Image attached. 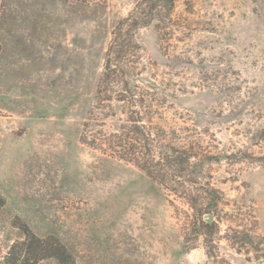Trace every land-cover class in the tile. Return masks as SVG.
Instances as JSON below:
<instances>
[{"label": "rangeland", "instance_id": "1", "mask_svg": "<svg viewBox=\"0 0 264 264\" xmlns=\"http://www.w3.org/2000/svg\"><path fill=\"white\" fill-rule=\"evenodd\" d=\"M137 1L0 0V264L24 238L17 223L59 238L76 264H208L202 238L185 248L184 202L79 141L91 116L110 132L122 123L118 105L112 116L94 97L112 31ZM175 19L170 45L154 24L137 41L181 89L175 126L205 132L222 156L210 169L225 195L221 236H264V0H176ZM217 244L232 264H264Z\"/></svg>", "mask_w": 264, "mask_h": 264}, {"label": "trees", "instance_id": "2", "mask_svg": "<svg viewBox=\"0 0 264 264\" xmlns=\"http://www.w3.org/2000/svg\"><path fill=\"white\" fill-rule=\"evenodd\" d=\"M175 10L176 0H138L128 16L114 27L94 107L108 109L115 116L114 105H118L122 123L117 131L110 132L91 116L83 124L79 141L143 171L164 190L175 208L176 199L184 202L189 221L185 226V248L195 249L202 238L208 264H232L220 252V237L238 253L264 261V236L255 228H228L221 236L219 219L222 205H226L225 195L215 187L210 169L222 156L212 151L205 132L194 126H175L178 113L171 111L175 107L172 99L181 89L175 84L173 73L158 79L156 64L146 59L137 41L139 31L154 24L161 43L170 45L178 30ZM149 68L153 70L151 81L144 83L142 78ZM4 204L0 196V210ZM209 215L211 222L205 220ZM18 224L15 223L23 230L24 238L11 245L5 264H39L47 259L76 264L59 238L38 236L26 224Z\"/></svg>", "mask_w": 264, "mask_h": 264}, {"label": "water", "instance_id": "3", "mask_svg": "<svg viewBox=\"0 0 264 264\" xmlns=\"http://www.w3.org/2000/svg\"><path fill=\"white\" fill-rule=\"evenodd\" d=\"M205 220L207 221V222H211V220H212V216H206V218H205Z\"/></svg>", "mask_w": 264, "mask_h": 264}]
</instances>
